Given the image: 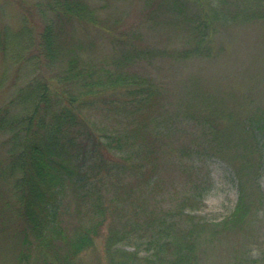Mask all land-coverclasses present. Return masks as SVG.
<instances>
[{"label": "rangeland", "instance_id": "obj_1", "mask_svg": "<svg viewBox=\"0 0 264 264\" xmlns=\"http://www.w3.org/2000/svg\"><path fill=\"white\" fill-rule=\"evenodd\" d=\"M74 1L82 2L83 17L93 22L65 26L64 61L114 69L124 47L134 44L139 52L153 53L124 71L148 79L160 96L149 132L159 135L158 179L135 185L137 203L127 196L116 207L109 204L103 222L96 213L87 220L85 211L76 212L79 203L70 188L54 247L65 253L75 230L97 228L93 245L73 264H264V138L257 129L264 118V19L218 21L208 29L213 53L183 58L182 52L198 45L193 0ZM219 1L215 5L231 1L233 8L248 7L254 14L264 10V3L254 0ZM215 5L206 9L216 10ZM44 8L47 0H0V34L10 32L12 44L0 48V109L12 118L29 111L18 103V93L36 77L47 79L43 58L39 67L30 61L43 52ZM24 37L34 43L27 51ZM24 133H0V168L11 163L13 149L22 151L17 145ZM23 174L18 167L12 179L0 180V264H51L47 248L38 247L28 231L14 194ZM196 188L206 190L202 201L196 200ZM97 190L107 193L101 185ZM162 217H168V234L181 239L180 245L151 244V231ZM109 235L115 238L111 247Z\"/></svg>", "mask_w": 264, "mask_h": 264}, {"label": "trees", "instance_id": "obj_2", "mask_svg": "<svg viewBox=\"0 0 264 264\" xmlns=\"http://www.w3.org/2000/svg\"><path fill=\"white\" fill-rule=\"evenodd\" d=\"M175 1L183 4L182 0ZM218 1L193 0L196 10L192 17L194 21L196 18L198 45L182 52L183 58L198 52L213 53V31L208 33V29L218 21L264 19L263 9L254 14L248 7L246 10L244 7L233 8L231 1H222V6H217ZM254 1L264 3V0ZM237 2L241 3V0ZM210 3L216 10L206 9ZM247 5L252 6L249 2ZM229 8L234 11L230 12ZM84 9L79 1L47 0V9L40 10L47 16V27L40 44L43 52L37 58H30V61L36 60L34 65L37 67L40 66L37 61L43 58L47 79L36 77L18 93V103L29 110L22 118H12L8 109H0V133L15 132L18 136L25 132L20 137V146L17 145L22 151L16 154L14 149L11 151V163L0 168V180L12 179L18 167L23 171L18 183H14V194L20 200V213L28 231L38 247L47 248V263L73 264L79 252L93 245L97 228H82L72 233L67 252L59 253L54 247L55 238L61 231L64 200L70 188L79 203L76 212L82 214L85 211L87 220L96 213L103 222L109 204L116 207L124 203L127 196L136 197L133 202L137 203L140 201L138 193H132L135 185L146 187L158 179L154 172L159 135L149 132L152 109L160 96L148 79L124 71L141 56L153 53L149 49L139 52L132 47L134 44L128 49L124 47L114 69L81 64L74 59L64 61L65 26L73 21H89L81 13ZM26 39L24 37L23 50L27 48V51L34 43L29 40L25 43ZM205 39L206 46L203 45ZM11 45L10 32L0 34L1 51L8 50ZM262 122V127L257 129L264 138V118ZM186 151L198 153L196 149ZM184 159H178L177 163L183 166ZM100 185L108 194L97 190ZM195 194L196 200L202 201L206 190L196 188ZM169 226L168 217H162L156 229L151 231V244L162 248L180 245L181 239L176 242L168 234ZM179 235L184 240L185 235L181 232ZM114 240L109 235V247Z\"/></svg>", "mask_w": 264, "mask_h": 264}]
</instances>
